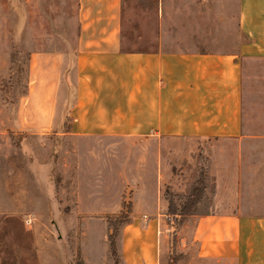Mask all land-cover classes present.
Instances as JSON below:
<instances>
[{
	"label": "crops",
	"instance_id": "0c3cea01",
	"mask_svg": "<svg viewBox=\"0 0 264 264\" xmlns=\"http://www.w3.org/2000/svg\"><path fill=\"white\" fill-rule=\"evenodd\" d=\"M236 1L229 43L228 0H158L157 42L126 50L123 0H77L71 68L63 72L61 52L30 56L36 95L29 87V99L38 106L30 116L43 127L65 118L60 134L70 153L79 152V166H97L95 176L81 170L79 182L99 172L100 182L123 176L133 191L116 205L131 209L123 226L135 244L127 259L119 247L123 264H158L156 231L170 227L162 189L191 186L170 167L169 139L195 141L196 168L200 149L206 160L205 197L179 231L181 264H264V0ZM78 189L74 212H115L97 192L82 199L94 184Z\"/></svg>",
	"mask_w": 264,
	"mask_h": 264
},
{
	"label": "rangeland",
	"instance_id": "374dc122",
	"mask_svg": "<svg viewBox=\"0 0 264 264\" xmlns=\"http://www.w3.org/2000/svg\"><path fill=\"white\" fill-rule=\"evenodd\" d=\"M157 8L158 0H123V49L153 47L157 42ZM238 10L237 1L228 0V43L237 33ZM77 32V0H0V264L114 263L107 241L108 219L117 224L114 219L121 211L116 208L118 200L132 198L127 180L107 175L100 182L98 172L96 179L85 175L84 182H79L81 170L95 176L97 166H79V152L70 153L69 141L60 134L67 120L53 116L43 127V118L30 116L38 107L35 101L31 102L33 98L29 99V87L30 97L36 95L31 54H65V73V68L70 69L73 63ZM60 87L55 96L57 113L64 109L62 82ZM168 142L170 167L191 181L187 189L184 186L188 182L162 189L165 199L173 198L180 209L191 191L200 187L199 182L206 183V160L200 149L199 165L196 168L193 164L194 140ZM186 148H190L191 155ZM80 183L97 187L96 191L83 190L82 199L97 192L101 196L97 201L114 204L115 212H74V206L80 203ZM204 197L205 193L200 202ZM162 218L167 221V217ZM170 220L169 231H156L158 264H176L180 254L187 258L179 247L181 218L172 216ZM136 232L144 233V227ZM129 237L128 228L122 226L117 244L126 259L135 244Z\"/></svg>",
	"mask_w": 264,
	"mask_h": 264
},
{
	"label": "trees",
	"instance_id": "16d2710c",
	"mask_svg": "<svg viewBox=\"0 0 264 264\" xmlns=\"http://www.w3.org/2000/svg\"><path fill=\"white\" fill-rule=\"evenodd\" d=\"M199 183L201 184L200 187H196L194 188V190L191 191L184 205H182L180 209L177 208L173 203V198L169 200L168 215L170 228L172 227V221L170 220L172 216L175 218H181L179 224L182 227L185 220L194 213V210L197 204L203 198L206 189L205 182L200 181ZM124 208L126 209V211L124 210ZM130 212L131 209L129 203L123 202L122 210L120 211V213H118L116 219H114L115 221H117V224L112 220L108 219V228L110 229V232L107 234V241L109 245V250L114 259L113 264L122 263L121 253L117 244V238L120 235V228L131 221ZM185 257L186 256L183 254L178 255L175 263L177 264L180 260L184 259Z\"/></svg>",
	"mask_w": 264,
	"mask_h": 264
}]
</instances>
